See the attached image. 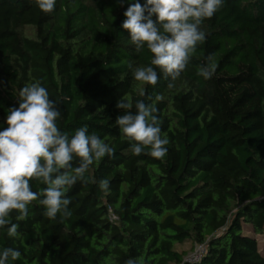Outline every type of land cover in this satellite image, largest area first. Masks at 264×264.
<instances>
[{
    "label": "trees",
    "instance_id": "trees-1",
    "mask_svg": "<svg viewBox=\"0 0 264 264\" xmlns=\"http://www.w3.org/2000/svg\"><path fill=\"white\" fill-rule=\"evenodd\" d=\"M135 2L56 0L44 13L35 0H0V131L19 91L39 81L57 102L62 133L86 125L115 150L65 193L71 216L49 219L38 200L24 221L13 212L19 235L0 228V252H21L9 264H264L255 237L264 234V0H224L200 25L206 39L180 77L157 68L156 85L134 78L152 66L121 26ZM209 55L217 69L205 79ZM121 98L133 113L138 100L155 104L164 158L132 153L115 123ZM197 246L205 252L189 262Z\"/></svg>",
    "mask_w": 264,
    "mask_h": 264
},
{
    "label": "clouds",
    "instance_id": "clouds-1",
    "mask_svg": "<svg viewBox=\"0 0 264 264\" xmlns=\"http://www.w3.org/2000/svg\"><path fill=\"white\" fill-rule=\"evenodd\" d=\"M121 5L125 0H117ZM224 0H146L144 5L129 4L122 28L130 34V42L140 52L145 46L152 54L151 65L134 69L136 81L156 85L159 80L157 68L164 77L174 82L186 69L197 45L203 43L206 34L200 25L210 19L223 6ZM44 13L54 11L56 0H35ZM155 17V19H153ZM155 66V67H153ZM214 56L209 55L202 64L199 75L210 79L216 72ZM168 83L172 88L174 84ZM141 96L144 92L141 91ZM160 95L156 100H162ZM56 101L50 100L47 89L39 81L24 86L19 91V105L8 109L7 127L0 131V228L7 227L9 237H18V223H13L11 214L16 212V221L27 219L28 206L39 201L45 208L44 215L55 219L58 213L71 216L68 209L70 199L65 193L84 176L94 161L105 156L112 158L114 148L96 134H88L87 126L75 131L69 138L57 127L61 113ZM124 98L116 107L124 111L116 118L124 138L130 142L131 151L156 159L165 157L169 140L161 136L155 104ZM145 149L148 151L145 153ZM74 160L77 161L74 167ZM37 180L46 185L41 192L32 190L30 181ZM110 182H99L101 190L108 191ZM43 197V198H41ZM21 252L8 247L0 252V264L16 261ZM126 264H137L129 259Z\"/></svg>",
    "mask_w": 264,
    "mask_h": 264
},
{
    "label": "built area",
    "instance_id": "built-area-1",
    "mask_svg": "<svg viewBox=\"0 0 264 264\" xmlns=\"http://www.w3.org/2000/svg\"><path fill=\"white\" fill-rule=\"evenodd\" d=\"M195 250V254L188 258L189 262H199L203 256V253L205 252V247L197 246Z\"/></svg>",
    "mask_w": 264,
    "mask_h": 264
},
{
    "label": "rangeland",
    "instance_id": "rangeland-1",
    "mask_svg": "<svg viewBox=\"0 0 264 264\" xmlns=\"http://www.w3.org/2000/svg\"><path fill=\"white\" fill-rule=\"evenodd\" d=\"M250 235H253V234H250ZM256 239L258 240V243H259V247L262 251H264V234L263 235H256L255 236ZM187 249H189V246H186ZM196 251V250H195ZM195 251H192L190 253V256L189 257H192L194 254H195Z\"/></svg>",
    "mask_w": 264,
    "mask_h": 264
}]
</instances>
